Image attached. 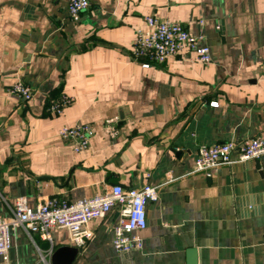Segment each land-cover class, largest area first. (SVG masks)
Segmentation results:
<instances>
[{
	"label": "crops",
	"instance_id": "crops-1",
	"mask_svg": "<svg viewBox=\"0 0 264 264\" xmlns=\"http://www.w3.org/2000/svg\"><path fill=\"white\" fill-rule=\"evenodd\" d=\"M148 15L202 33L212 61L185 51L143 67L132 42ZM0 80L33 91L29 100L0 95V219L18 196L33 208L150 183L157 198L138 231L143 249H113L114 207L89 222L92 239L72 264H186L190 248L196 264H264L262 162L193 171L200 144L264 133V0H90L77 22L67 0H0ZM61 94L72 102L49 113ZM78 121L94 134L75 152L58 132ZM44 243L12 228L8 264H51L40 259ZM61 245L72 242L56 228L51 246Z\"/></svg>",
	"mask_w": 264,
	"mask_h": 264
},
{
	"label": "built area",
	"instance_id": "built-area-1",
	"mask_svg": "<svg viewBox=\"0 0 264 264\" xmlns=\"http://www.w3.org/2000/svg\"><path fill=\"white\" fill-rule=\"evenodd\" d=\"M89 4L90 0H67L69 18L77 22ZM185 51L194 52L196 60L201 63L212 61L210 47L204 43L202 33H191L181 22L153 15L144 18V28L136 29L132 42V57L140 59L143 67L159 65L169 57L184 56ZM3 92L25 100L33 96L32 89L22 81L3 87L0 80V95ZM71 102V97L61 94L50 100L47 111L61 115ZM217 104V101L210 102V105ZM58 134L73 151L78 152L89 147L94 128L91 123L78 121L72 125H64ZM254 159L260 160L264 166V133L239 142L200 144L194 157L193 171H203L207 177H211L220 165ZM156 198L157 189L150 183L127 189L122 184L115 183L103 195L75 201L52 197L33 208L27 205L25 196H18L12 217L0 219V258L3 259V264H8L11 231L16 226H22L31 235L37 234L50 245L45 253H41L38 247L43 262L50 259L54 251L51 242L52 231L56 228L67 230L72 245L80 249L86 244V240L92 239L93 232L88 227L89 222L104 218L114 207L117 208L118 216L111 240L113 249L118 253L141 251L143 239L138 231L146 227V206Z\"/></svg>",
	"mask_w": 264,
	"mask_h": 264
},
{
	"label": "water",
	"instance_id": "water-1",
	"mask_svg": "<svg viewBox=\"0 0 264 264\" xmlns=\"http://www.w3.org/2000/svg\"><path fill=\"white\" fill-rule=\"evenodd\" d=\"M252 205H248V208L250 211L252 209ZM254 211L251 213V215H254ZM44 247L48 246V243L43 244ZM78 254V248L74 245H61L54 249L51 257H50V263L51 264H72L75 257ZM187 263L186 264H196V256H195V249L190 248L187 250Z\"/></svg>",
	"mask_w": 264,
	"mask_h": 264
},
{
	"label": "trees",
	"instance_id": "trees-1",
	"mask_svg": "<svg viewBox=\"0 0 264 264\" xmlns=\"http://www.w3.org/2000/svg\"><path fill=\"white\" fill-rule=\"evenodd\" d=\"M52 98L54 99L55 97H52ZM57 98H58V97H57ZM55 99H56V98H55ZM50 100H51V99H50ZM49 102H50V101H48V103H47V105H46V108L48 107V105H49Z\"/></svg>",
	"mask_w": 264,
	"mask_h": 264
}]
</instances>
